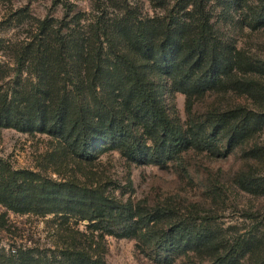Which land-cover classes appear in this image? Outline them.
Listing matches in <instances>:
<instances>
[{"label":"trees","instance_id":"1","mask_svg":"<svg viewBox=\"0 0 264 264\" xmlns=\"http://www.w3.org/2000/svg\"><path fill=\"white\" fill-rule=\"evenodd\" d=\"M90 2L86 11L56 0L60 16L27 11L19 18L29 25L25 37L0 38V52L16 66L5 82L12 69L0 62V128L47 135L52 154L77 166L108 151L129 162L163 164L193 141L168 101L182 92L189 114L207 93L221 97L208 123L228 151L264 132V55L231 34L264 29V0ZM246 153L262 160L264 144ZM91 175L92 184L84 186L75 173L54 182L0 159V205L17 214L54 213L64 230L51 251L0 249V264H107V235L158 243L175 256L193 252L198 264H264V229L230 238L194 211L193 220H175L172 231L160 235L158 212L112 197ZM237 182L243 191L264 194V176L242 172ZM78 208H86L81 218L91 236L63 227Z\"/></svg>","mask_w":264,"mask_h":264},{"label":"rangeland","instance_id":"2","mask_svg":"<svg viewBox=\"0 0 264 264\" xmlns=\"http://www.w3.org/2000/svg\"><path fill=\"white\" fill-rule=\"evenodd\" d=\"M54 1H0V38L13 42L23 39L29 25L26 23L27 16L24 25L19 24L22 22L19 18L25 17L27 11L41 18L47 14L60 16L61 7H55ZM70 1L83 10H91L90 0ZM19 10L22 13L17 15ZM231 34L237 35L244 47L264 55V29L246 30L245 34L232 31ZM0 62L12 69L5 80L8 82L14 77L13 67L16 66L2 52ZM220 98L207 93L195 102L192 114H189L184 93L174 92L173 97H169V104L175 106L173 115L180 118L185 129H191L193 141L187 150L163 164L129 162L119 151H108L94 163L77 166L67 163L66 157L52 154L49 136L31 135L13 128H0V159L10 169L34 171L54 182L72 179L75 173L80 185L92 184L88 179L93 176L92 172L102 182L107 194L122 202L140 205L143 212L151 215L158 212L154 229L160 235L171 232L175 220H193L196 211L200 216L209 217L215 227H222L228 237H237L252 230L264 229V194L243 191L237 182L242 172L264 176V158L250 159L246 153L254 143L264 144V132L249 144L228 151L222 142V135L215 133L208 123L209 111L217 106ZM85 209L78 208L69 217V224L63 227L69 226L71 230H80L91 236L87 227L89 221L81 218L86 213L82 212ZM60 222L54 213L47 216L17 214L0 205V249H56L60 234L64 232L60 230ZM81 240L88 245L84 237ZM103 242L107 264H198L200 261L193 252L175 256L165 253L160 244H150L140 238L107 235Z\"/></svg>","mask_w":264,"mask_h":264},{"label":"built area","instance_id":"3","mask_svg":"<svg viewBox=\"0 0 264 264\" xmlns=\"http://www.w3.org/2000/svg\"><path fill=\"white\" fill-rule=\"evenodd\" d=\"M12 252H15V249H12Z\"/></svg>","mask_w":264,"mask_h":264}]
</instances>
